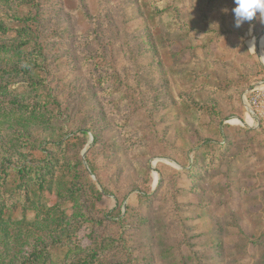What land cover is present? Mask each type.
<instances>
[{"label":"rangeland","instance_id":"374dc122","mask_svg":"<svg viewBox=\"0 0 264 264\" xmlns=\"http://www.w3.org/2000/svg\"><path fill=\"white\" fill-rule=\"evenodd\" d=\"M38 1L62 125L87 132L69 157L103 195L83 208L123 219L96 232L125 243L106 263L264 264V24L236 28L233 0Z\"/></svg>","mask_w":264,"mask_h":264},{"label":"trees","instance_id":"16d2710c","mask_svg":"<svg viewBox=\"0 0 264 264\" xmlns=\"http://www.w3.org/2000/svg\"><path fill=\"white\" fill-rule=\"evenodd\" d=\"M39 4L0 0V264H107L125 243L96 232L123 219L109 212L98 220L83 208L103 195L90 181L93 169L69 157L87 132L62 125Z\"/></svg>","mask_w":264,"mask_h":264},{"label":"clouds","instance_id":"9594fccd","mask_svg":"<svg viewBox=\"0 0 264 264\" xmlns=\"http://www.w3.org/2000/svg\"><path fill=\"white\" fill-rule=\"evenodd\" d=\"M233 4L235 6L231 11L236 28L254 19H259L260 23L264 24V0H233Z\"/></svg>","mask_w":264,"mask_h":264},{"label":"crops","instance_id":"0c3cea01","mask_svg":"<svg viewBox=\"0 0 264 264\" xmlns=\"http://www.w3.org/2000/svg\"><path fill=\"white\" fill-rule=\"evenodd\" d=\"M254 44L256 46V50H258L261 55V62L264 65V33L257 38V41L254 42Z\"/></svg>","mask_w":264,"mask_h":264},{"label":"built area","instance_id":"2783aa9c","mask_svg":"<svg viewBox=\"0 0 264 264\" xmlns=\"http://www.w3.org/2000/svg\"><path fill=\"white\" fill-rule=\"evenodd\" d=\"M254 95H261V93L258 91H255Z\"/></svg>","mask_w":264,"mask_h":264}]
</instances>
